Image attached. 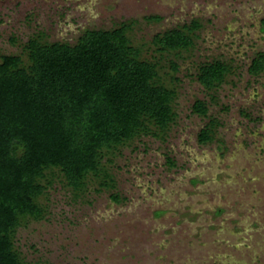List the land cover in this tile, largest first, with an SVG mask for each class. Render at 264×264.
<instances>
[{
	"label": "rangeland",
	"instance_id": "rangeland-1",
	"mask_svg": "<svg viewBox=\"0 0 264 264\" xmlns=\"http://www.w3.org/2000/svg\"><path fill=\"white\" fill-rule=\"evenodd\" d=\"M193 19L190 49L155 50L156 33ZM263 19L264 0H0V55L26 61L30 38L73 44L85 29L131 22V43L176 92L175 121L106 151L83 188L46 171L43 215L14 234L22 264H264V71L248 72L264 52ZM214 59L231 72L207 91L196 74ZM197 99L207 116L192 111ZM210 119L214 140L200 144Z\"/></svg>",
	"mask_w": 264,
	"mask_h": 264
},
{
	"label": "trees",
	"instance_id": "trees-1",
	"mask_svg": "<svg viewBox=\"0 0 264 264\" xmlns=\"http://www.w3.org/2000/svg\"><path fill=\"white\" fill-rule=\"evenodd\" d=\"M130 28L131 22H122L85 29L73 44L33 37L24 45L26 61L0 55V264H22L14 234L24 217L43 215L37 198L47 170H58L69 186L81 189L89 174L102 172L106 151L141 135L160 136L175 121L176 92L161 82L158 62L141 57ZM199 28L193 19L156 33L152 43L160 53H179L194 45ZM262 71L264 52H257L248 72ZM230 72L229 63L214 59L198 66L196 78L213 91ZM192 111L207 116V102L197 99ZM217 123L210 119L200 129L198 143L214 140Z\"/></svg>",
	"mask_w": 264,
	"mask_h": 264
}]
</instances>
